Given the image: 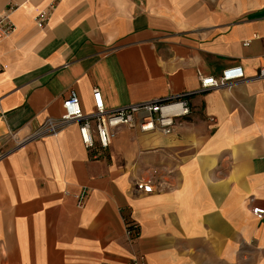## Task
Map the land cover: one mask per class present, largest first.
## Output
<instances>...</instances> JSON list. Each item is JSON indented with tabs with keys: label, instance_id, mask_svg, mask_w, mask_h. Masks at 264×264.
Segmentation results:
<instances>
[{
	"label": "crops",
	"instance_id": "obj_1",
	"mask_svg": "<svg viewBox=\"0 0 264 264\" xmlns=\"http://www.w3.org/2000/svg\"><path fill=\"white\" fill-rule=\"evenodd\" d=\"M7 11L0 264H264V0H0ZM231 67L245 79L194 95L171 135L123 127L89 151L74 123L17 146L62 116L71 90L87 111L94 89L113 109ZM147 180L151 194L137 190ZM127 219L141 225L134 244Z\"/></svg>",
	"mask_w": 264,
	"mask_h": 264
},
{
	"label": "built area",
	"instance_id": "obj_2",
	"mask_svg": "<svg viewBox=\"0 0 264 264\" xmlns=\"http://www.w3.org/2000/svg\"><path fill=\"white\" fill-rule=\"evenodd\" d=\"M10 13V11L0 13V41L9 38L15 31ZM48 16V13H42L37 17L39 28L45 27ZM248 44L245 45L248 46ZM2 71L3 67L0 63V73ZM259 77H264V69H261ZM243 79H245V73L242 67H231L223 70L218 77H201V87L197 91L183 92L113 109L106 107L101 91L94 89L93 108L90 111L84 108L77 91L71 90L63 101L62 116L59 119H47L35 133L18 141L17 146L57 134L74 123L78 124L81 141L89 151L96 150L98 145L102 149H108L114 142L118 131L123 127L138 126L142 133L160 132L164 135H171L192 114L191 98L194 95L211 89L230 88ZM136 186L140 192L153 193L152 180L139 181ZM89 195V191H83L77 196L79 208L85 207ZM253 213L258 217L264 216V210L260 208L253 209ZM125 236L129 244H134L141 236V225L133 219L125 220ZM133 262L134 264H147L143 254L137 255Z\"/></svg>",
	"mask_w": 264,
	"mask_h": 264
}]
</instances>
